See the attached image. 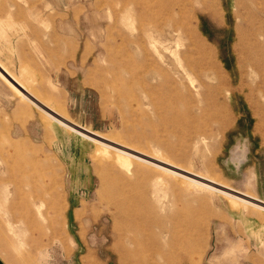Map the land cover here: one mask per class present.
<instances>
[{"label": "rangeland", "instance_id": "obj_1", "mask_svg": "<svg viewBox=\"0 0 264 264\" xmlns=\"http://www.w3.org/2000/svg\"><path fill=\"white\" fill-rule=\"evenodd\" d=\"M166 1L0 0L4 264H264V0Z\"/></svg>", "mask_w": 264, "mask_h": 264}, {"label": "bare ground", "instance_id": "obj_2", "mask_svg": "<svg viewBox=\"0 0 264 264\" xmlns=\"http://www.w3.org/2000/svg\"><path fill=\"white\" fill-rule=\"evenodd\" d=\"M158 1V10L159 9H167L169 12H168V14L166 15V16H163V19L164 20H167V21H171L172 22V24H173V22H174V19H175V17H177V19H180L181 18V8H180V5H178L177 4V2H168V1H166V0H157ZM160 11V10H159ZM170 22V23H171ZM209 65V64H208ZM217 77V76H216ZM58 112H59V110H58ZM59 114H60V116L62 117V119L65 121V119H67V118H63V115H61V113L59 112ZM67 117V116H66ZM68 122V121H67ZM66 123V122H65ZM49 195H51V194H49ZM22 198H24V197H22ZM16 199H19V198H16ZM50 199H51V197H50ZM53 199V198H52ZM25 200V199H24ZM19 201V200H18ZM17 201V202H18ZM52 201V200H51ZM19 204L18 205H22V203L21 202H18ZM52 203V202H51ZM52 205V204H51ZM50 205V206H51ZM53 208H55V207H53ZM50 209L52 210V207H50ZM20 218V217H19ZM20 220L22 221L23 219H22V217L20 218ZM26 221V220H25ZM19 256V255H18ZM18 258V260H20L19 258L20 257H17ZM13 259L14 258H12V256H8L7 258H3V260L5 261H9V262H12L13 261Z\"/></svg>", "mask_w": 264, "mask_h": 264}, {"label": "crops", "instance_id": "obj_3", "mask_svg": "<svg viewBox=\"0 0 264 264\" xmlns=\"http://www.w3.org/2000/svg\"><path fill=\"white\" fill-rule=\"evenodd\" d=\"M58 112V111H57ZM58 114H59V112H58ZM59 116H60V114H59ZM63 121V120H62ZM223 187V186H222ZM225 196H227V198L229 199V201H230V204H231V195L230 194H228V193H226V192H223V191H221ZM246 202H251V203H253V204H255V205H259L258 204V202H257V200L256 199H252V200H250V199H248V198H246ZM0 264H4L2 261H1V259H0Z\"/></svg>", "mask_w": 264, "mask_h": 264}, {"label": "flooded vegetation", "instance_id": "obj_4", "mask_svg": "<svg viewBox=\"0 0 264 264\" xmlns=\"http://www.w3.org/2000/svg\"><path fill=\"white\" fill-rule=\"evenodd\" d=\"M1 259V258H0ZM2 260V259H1Z\"/></svg>", "mask_w": 264, "mask_h": 264}]
</instances>
